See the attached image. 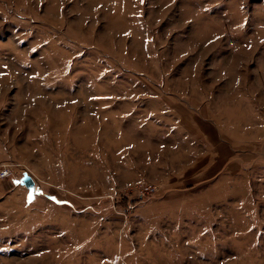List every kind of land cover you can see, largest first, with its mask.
<instances>
[{"label": "rangeland", "instance_id": "1", "mask_svg": "<svg viewBox=\"0 0 264 264\" xmlns=\"http://www.w3.org/2000/svg\"><path fill=\"white\" fill-rule=\"evenodd\" d=\"M0 264H264V0H0Z\"/></svg>", "mask_w": 264, "mask_h": 264}, {"label": "water", "instance_id": "2", "mask_svg": "<svg viewBox=\"0 0 264 264\" xmlns=\"http://www.w3.org/2000/svg\"><path fill=\"white\" fill-rule=\"evenodd\" d=\"M18 182L20 184H23L26 187L28 192H31L33 190V188H34L33 180L25 172H23L22 175L19 177Z\"/></svg>", "mask_w": 264, "mask_h": 264}, {"label": "bare ground", "instance_id": "3", "mask_svg": "<svg viewBox=\"0 0 264 264\" xmlns=\"http://www.w3.org/2000/svg\"><path fill=\"white\" fill-rule=\"evenodd\" d=\"M33 186H34V183H33Z\"/></svg>", "mask_w": 264, "mask_h": 264}]
</instances>
